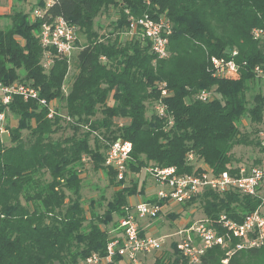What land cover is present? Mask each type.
Instances as JSON below:
<instances>
[{"label":"trees","instance_id":"16d2710c","mask_svg":"<svg viewBox=\"0 0 264 264\" xmlns=\"http://www.w3.org/2000/svg\"><path fill=\"white\" fill-rule=\"evenodd\" d=\"M36 7L44 11L41 19L29 20L33 8L14 14L10 26L0 29V84L29 85L58 113L49 119L44 106L20 96L0 106L5 118L17 122L9 128L11 145L0 139V264H76L92 253H104L111 214L124 217L127 199L145 193L143 182L134 177L128 184L117 182L115 172L105 167L100 150L106 151L117 138L131 143L126 166L136 176L148 168H174L176 175H192L200 171L195 168L199 165L219 174L236 163L232 155L236 146L259 147L257 131L240 128L244 119L252 126L262 124L264 97L255 95L247 107L246 94L256 82L253 68L264 70V40L251 36L253 29L264 30V0H51L49 7L38 0ZM110 7L118 10V33L113 40L109 35L107 41L93 39L82 47L77 37L75 74L62 92L68 63L49 50L52 62L45 66L41 25L62 18L78 28L79 36L102 8ZM144 14L171 24L165 58L155 56L139 34H128L129 18ZM234 51L239 74L214 78L209 59H229ZM202 90L211 91L213 98L197 100ZM159 102L165 107L162 116L153 110ZM54 103L63 108L58 111ZM98 112L101 118L96 120ZM120 119L127 122L118 124ZM115 124L121 125L120 135L107 136L108 145L94 137L91 148L88 134L74 136L80 127L109 131ZM65 128L72 136L53 139ZM23 131L28 133L26 139ZM86 161L94 171L110 176L117 188L101 218L92 210L87 218L78 198ZM66 191L75 198H68ZM198 200L206 218L225 214L237 223L261 206L257 198L206 191L182 207ZM146 201L157 202L155 197ZM158 204L163 207L165 201ZM238 243L232 239L225 248L207 250L200 264H247L248 260L264 264V246L235 250ZM171 246L172 257L156 258L155 263L188 264Z\"/></svg>","mask_w":264,"mask_h":264},{"label":"built area","instance_id":"2783aa9c","mask_svg":"<svg viewBox=\"0 0 264 264\" xmlns=\"http://www.w3.org/2000/svg\"><path fill=\"white\" fill-rule=\"evenodd\" d=\"M51 5L47 0L45 7ZM44 15L42 9L32 12V19H41ZM78 28L62 18H55L45 22L40 27V42L47 50L45 66L51 64L50 51L54 50L57 55L65 58L69 64V58L78 49ZM172 27L164 18L154 20L144 14L139 18H129L128 34H139L146 39L152 53L158 58L167 55L168 38ZM251 36L256 41L264 40V30L253 29ZM237 53H231L230 58L209 59V71L214 78L223 79L239 74L241 67L234 61ZM256 79L264 80V70L260 67L253 68ZM164 87V84H162ZM163 96L166 91H162ZM13 96H20L23 100L37 101L47 109V118L52 119L58 113L52 102L47 103L39 98L38 91L26 84L14 83L9 86L0 84V106L9 104ZM197 100L207 102L213 98L209 90L200 91ZM153 110L158 116L165 113V107L160 102L153 105ZM64 117V116H63ZM65 121L71 122L69 117ZM5 114L0 113V134L4 130ZM264 125V113L262 117ZM261 147L264 150V131L259 132ZM132 146L129 141L117 138L108 145L105 153L104 165L115 172L116 181H127L132 175L127 169L130 160ZM188 162L194 160L192 155L187 156ZM199 172L192 175H176L174 168H148L145 174L151 176L154 182L161 188L155 195L157 202H144L134 205L129 204L125 208V216L122 217L117 226L110 232V239L105 247L104 253H92L76 264H143L144 258L160 251L172 237L171 245L174 244L179 255L188 264H200L201 257L205 252L215 246L225 248L232 239H238L239 243L235 250L260 248L264 246V214L260 207L253 213L245 216L240 223L230 219L225 214L218 215L215 220L205 218L178 229L172 235L150 236L146 235L141 221H154L162 212L158 201L172 202L182 205L191 201L204 192L217 193L220 196L226 194H239L240 196L257 198L263 201L264 193V157L256 160L250 165H238L229 167L228 170L214 174L205 165L197 166ZM130 176V177H129ZM219 229L223 234L219 233Z\"/></svg>","mask_w":264,"mask_h":264},{"label":"rangeland","instance_id":"374dc122","mask_svg":"<svg viewBox=\"0 0 264 264\" xmlns=\"http://www.w3.org/2000/svg\"><path fill=\"white\" fill-rule=\"evenodd\" d=\"M44 4H46L47 0H42ZM38 3V0H1L0 1V29L6 28V26H10L11 24V17L21 12L29 13L33 8H37L36 4ZM119 9V8H118ZM163 18V17H161ZM29 20H32V16L30 14ZM119 16H118V10L110 7L108 9L102 8L97 15L93 18L91 26L89 29H87V32L80 33L78 37V41L80 43V47L87 44L90 40L96 39L98 41H107L109 40V35H112L110 37L111 40L114 39L115 35L118 33V24H119ZM124 30V29H123ZM120 38V37H119ZM122 38V36H121ZM120 38V40H121ZM79 49H76L73 54L69 58V64H68V70L66 77L64 79V82L62 84L61 90L62 92L67 91V84L70 82L71 78L75 74V56L79 52ZM258 80V81H257ZM18 84V82H16ZM257 94H260L264 97V80L256 79V82L253 83L252 88L250 91L246 94V100H247V107L252 106L253 104V97ZM56 105L57 110H61L63 107L60 103H54ZM108 104H112V100L110 99L108 101ZM146 117H149V113L146 114ZM101 118L100 113L96 115L95 119L99 120ZM94 120V119H93ZM124 122H127L125 119H120L118 124H123ZM17 122L14 118L11 116H6L5 122H4V130L5 132L0 134V139L3 145L9 146L11 145V139L9 136V128H14L16 126ZM115 124L116 126L111 127L109 131H107L105 128H98L95 131L93 129H90L89 127H80L78 128V132L74 135L77 138H83L82 136L85 134H88L87 140L89 143V146L93 147V138L97 137L99 142H104L105 138L107 136H119L120 132L118 131L119 128H121V125ZM242 127L240 128L241 132H250L252 130H256L257 134L256 140L259 143V147L255 146H236L232 150V155L234 159L236 160V163L231 164V167H234L236 165H250L256 162L261 157H264V150L262 152L261 147V139L258 136L259 132L264 131V125L259 124L256 126L249 125L248 121L244 119L242 121ZM110 132H113L112 134ZM21 136L23 139H26L28 136V133L23 131L21 133ZM72 136L71 129L65 128L63 131L59 132L56 135H53V139L58 140L59 137L65 138ZM103 137V138H100ZM111 137V138H112ZM106 142V141H105ZM104 142V143H105ZM256 142V143H257ZM109 143L106 142V145ZM100 153L105 156L106 151L100 150ZM87 162V161H86ZM104 167V165H101ZM198 168V167H195ZM85 171L83 172L81 178H82V184L81 189L79 191L78 198L80 202H82V205L84 209L86 210L87 218H89V211L92 210L95 217H103L104 212H107L108 206L110 203H112L115 199V191L116 187L111 182V177L103 173V171H94L92 169V166L89 162L85 165ZM107 171V170H106ZM132 174V173H131ZM131 177L134 176V179L138 180L139 182H143L144 184V191L145 193L143 195H135L127 199L128 203L131 205L137 204V203H144L147 202L146 200L155 197L157 192L161 189L159 185H157L153 178L146 175L145 172H141L139 176H136L135 174L130 175ZM129 176V177H130ZM128 184V180L126 182ZM66 196L68 198L74 199L75 197L72 196L71 193L68 191L65 192ZM261 206L260 211L264 214V193L262 194ZM201 200V199H200ZM198 200L194 204L182 207V205H178L176 203L168 202L163 205L162 212L158 216V218L154 221H141V226L145 229V232L147 235L150 236H167L174 234L178 229L183 228L184 226L188 224H192L194 222H197L199 220H204L206 217L203 213V210L201 208V201ZM67 202V200H66ZM109 211V210H108ZM169 214H177L178 218H174V220L168 216ZM120 216L116 213L111 214V221L107 223V229L108 232H112L113 228L116 227L118 221L120 220ZM173 240H176L175 238L169 239L168 243L164 245V247L158 251L155 252L149 256H147L144 259L143 264H156L155 259L163 256H170L172 257L173 249L171 246V243ZM231 254V252H229ZM165 257V258H166ZM223 263H226V261H223ZM247 264H259L256 260H248Z\"/></svg>","mask_w":264,"mask_h":264},{"label":"crops","instance_id":"0c3cea01","mask_svg":"<svg viewBox=\"0 0 264 264\" xmlns=\"http://www.w3.org/2000/svg\"><path fill=\"white\" fill-rule=\"evenodd\" d=\"M144 232H145V229H144ZM145 234L147 235V233L145 232ZM145 259V258H144ZM143 263H144V260H143Z\"/></svg>","mask_w":264,"mask_h":264}]
</instances>
